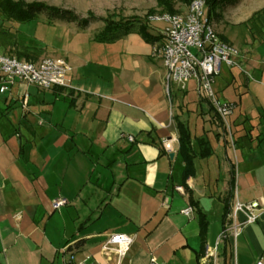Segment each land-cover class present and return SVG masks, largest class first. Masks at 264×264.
<instances>
[{
	"label": "crops",
	"instance_id": "0c3cea01",
	"mask_svg": "<svg viewBox=\"0 0 264 264\" xmlns=\"http://www.w3.org/2000/svg\"><path fill=\"white\" fill-rule=\"evenodd\" d=\"M219 6V35L241 48L243 71L226 66L230 77L219 84L217 77L216 90L221 95L235 71L239 93L241 76L247 87L250 81L264 85V0H231L228 15ZM230 21L246 26L249 36L231 32ZM164 26L148 20L155 41L133 31L112 42L79 27L59 56L73 66L74 88L17 82L0 93V264H65L71 253L90 264H116V254L101 250L111 233L135 237L122 264H150L152 258L200 264L228 221L232 180L231 212L237 199L264 202V98H252L257 113L239 98V111L230 116L233 139L199 103L215 128L214 140L204 131L214 154L195 158L189 176L178 161L179 141L173 158L165 151L162 138L179 137L175 118L189 119L187 108L168 97L165 68L154 50ZM58 198L67 199L61 209L54 208ZM189 205L195 211L186 215ZM196 208L209 221L204 237ZM259 259L264 262V205L256 222L220 244L218 264Z\"/></svg>",
	"mask_w": 264,
	"mask_h": 264
},
{
	"label": "built area",
	"instance_id": "2783aa9c",
	"mask_svg": "<svg viewBox=\"0 0 264 264\" xmlns=\"http://www.w3.org/2000/svg\"><path fill=\"white\" fill-rule=\"evenodd\" d=\"M207 0H192L186 10L177 13L163 12L149 17V21L163 22L161 41L155 45V53L160 56L165 68V87L168 97L171 96L172 85L176 90L187 92L190 82L195 81L194 88L199 98L207 100L214 107L218 118L216 121L228 131L233 139L230 128V116L236 104L224 100L215 89L216 78L222 74L223 65L243 71L242 50L224 40L215 30L207 15ZM196 51H193V49ZM72 64L64 57H44L39 61L21 60L0 53V93L11 90L17 82L35 85L40 89L54 87L74 88L72 85ZM24 109L29 106V94L21 96ZM133 140L132 136H129ZM173 137L162 138L167 153L173 152ZM183 190L182 187H178ZM67 199L58 198L54 208L61 209ZM264 202L252 200L241 202L236 200L228 221L214 245L207 246L200 257V264H218L220 244L227 239H236L243 225L251 224L259 218V211ZM195 211L193 205L183 209V213L191 215ZM244 216L240 220L239 216ZM135 240L134 235L127 233H111L102 243L101 250L105 254L117 256L116 264H122ZM111 258V257H110ZM65 264H90L69 254ZM150 264H164L152 258ZM233 264H237L235 261ZM255 264H264L257 260Z\"/></svg>",
	"mask_w": 264,
	"mask_h": 264
},
{
	"label": "rangeland",
	"instance_id": "374dc122",
	"mask_svg": "<svg viewBox=\"0 0 264 264\" xmlns=\"http://www.w3.org/2000/svg\"><path fill=\"white\" fill-rule=\"evenodd\" d=\"M26 2H42L49 6L61 7L64 9H70L75 11L81 18H90L92 21L89 25V33H97L102 30L109 20L119 21L126 20L132 17H138L145 20V17H149L154 14H160L167 11L162 6L158 5L157 0H25ZM231 0H226L224 7L219 6V11L223 7L226 15L230 10ZM187 4L182 3L180 0H175L174 12H183L187 8ZM151 10L155 12L150 13ZM208 11V7L206 9ZM215 17V16H214ZM212 18V25L216 32L219 33V27L216 26V19ZM4 18V19H3ZM218 21V20H217ZM161 26V25H160ZM79 25L76 22H66L57 18L50 19L48 15L43 12L38 15L34 20L28 22H16L6 19L0 16V53L15 57L21 60L39 61L44 57H59L63 55L65 47H67L69 40L75 38L72 33L79 29ZM231 32L237 33V35L244 39L243 36L248 35L247 27L244 25L232 26L230 21L228 26ZM86 31V29H82ZM229 31V30H228ZM229 31V32H230ZM82 32V31H81ZM80 32V33H81ZM245 40H243L244 42ZM241 49V48H240ZM193 51H196L194 48ZM235 74L239 75V72L235 71ZM222 77L228 80L230 72L225 65H223L222 74L217 78L219 84ZM194 82L189 85V93H183L176 90V86L172 85V92L169 98H177L174 100L179 101L187 109H184L185 116L189 119V126L192 133L193 143L196 142V137L202 136L204 131L210 133L212 140L215 138V128L211 124L210 120H205L201 114L200 104L205 106V110H209L210 114H214L210 110V102L199 98L197 95ZM241 93H242V105L243 108L248 111L256 112L257 109L254 106L252 98L255 96L258 98H264V85H258L250 81L249 86H245V78L241 76ZM217 83L215 89L217 88ZM217 91V90H216ZM185 102V103H184ZM262 115H264V105L260 109ZM255 125L259 124V118L254 117ZM261 122V121H260ZM206 128V130H204ZM213 130V131H211ZM229 136L228 131L225 130ZM178 161L183 162L182 156L178 153Z\"/></svg>",
	"mask_w": 264,
	"mask_h": 264
},
{
	"label": "trees",
	"instance_id": "16d2710c",
	"mask_svg": "<svg viewBox=\"0 0 264 264\" xmlns=\"http://www.w3.org/2000/svg\"><path fill=\"white\" fill-rule=\"evenodd\" d=\"M158 5L162 6L161 8L167 11H173L175 8V0H157ZM182 3L189 5L192 0H180ZM226 0H207V15L212 22V18L215 16L216 11L220 3L225 2ZM45 12L50 19H60L66 22H76L81 28L89 27L91 23L90 18H81L75 11L70 9H64L61 7L49 6L42 2H26L25 0H0V16L5 17L6 19L13 20L16 22H28L34 20L38 17L39 14ZM155 12L151 10L150 13ZM264 13V10L262 11ZM4 19V18H3ZM148 17H145V20L138 17H132L126 20L113 21L109 20L105 27L97 32L96 39L101 42H112L117 39H120L131 33L133 31H138L142 36L149 40H157L149 31H148ZM233 78L230 83L221 90V97L224 100L234 102L236 108L234 113L239 111L240 108V99L242 98V93L238 92L240 85L238 84V77L234 73L232 74ZM238 98V99H236ZM208 102V101H207ZM209 103V102H208ZM210 104V103H209ZM210 110L214 112V117L218 118V115L214 107L210 104ZM210 112V111H209ZM233 115V114H232ZM176 128L179 134V150L178 153L182 156L184 161V174L189 176L195 170V158H209L214 154V148L210 141V138L204 133L202 136L196 137V142L193 143L192 133L190 130L189 123L183 121L180 117L175 118ZM232 121L230 120L231 133L233 134ZM233 180L231 181V189L227 195V203L225 206L224 218H226L231 213V207L229 206V200L233 197ZM198 212V219L200 224V233L202 237L205 236L208 228L209 221L205 213L201 208H196ZM77 244V243H76ZM79 244V242H78ZM71 248V247H69Z\"/></svg>",
	"mask_w": 264,
	"mask_h": 264
},
{
	"label": "water",
	"instance_id": "95a60500",
	"mask_svg": "<svg viewBox=\"0 0 264 264\" xmlns=\"http://www.w3.org/2000/svg\"><path fill=\"white\" fill-rule=\"evenodd\" d=\"M174 155H175L174 152H171V153H170V157H171V158H173Z\"/></svg>",
	"mask_w": 264,
	"mask_h": 264
}]
</instances>
